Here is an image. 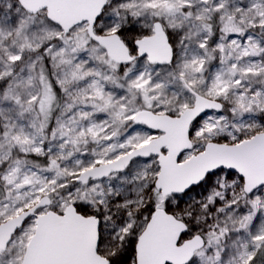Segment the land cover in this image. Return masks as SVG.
Returning <instances> with one entry per match:
<instances>
[{
	"label": "snow or ice",
	"instance_id": "1",
	"mask_svg": "<svg viewBox=\"0 0 264 264\" xmlns=\"http://www.w3.org/2000/svg\"><path fill=\"white\" fill-rule=\"evenodd\" d=\"M0 264H264V0H0Z\"/></svg>",
	"mask_w": 264,
	"mask_h": 264
},
{
	"label": "rangeland",
	"instance_id": "2",
	"mask_svg": "<svg viewBox=\"0 0 264 264\" xmlns=\"http://www.w3.org/2000/svg\"><path fill=\"white\" fill-rule=\"evenodd\" d=\"M139 127H143V126H139Z\"/></svg>",
	"mask_w": 264,
	"mask_h": 264
}]
</instances>
